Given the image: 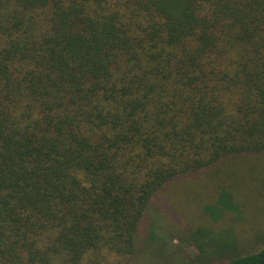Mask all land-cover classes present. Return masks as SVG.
Segmentation results:
<instances>
[{"label":"trees","instance_id":"trees-1","mask_svg":"<svg viewBox=\"0 0 264 264\" xmlns=\"http://www.w3.org/2000/svg\"><path fill=\"white\" fill-rule=\"evenodd\" d=\"M257 158L264 0H0V264L133 260L179 188L216 179L202 212L240 210L219 173Z\"/></svg>","mask_w":264,"mask_h":264},{"label":"rangeland","instance_id":"rangeland-1","mask_svg":"<svg viewBox=\"0 0 264 264\" xmlns=\"http://www.w3.org/2000/svg\"><path fill=\"white\" fill-rule=\"evenodd\" d=\"M257 158L240 167L239 162H229L219 173L221 183L233 191L239 205L238 211H225L217 220H211L202 212V204L217 193L214 179H202L199 183L177 189L173 198L178 204V214L162 210L165 222L155 234L154 244L146 246L131 260L123 264H214L235 254H247L264 246V168ZM240 167V168H239ZM239 172V173H238ZM242 180V181H241ZM245 199L246 205L242 204ZM214 201V200H213ZM239 203V204H238ZM203 225L216 233L214 241L225 247L224 253L204 260V252L188 241L187 232ZM213 241V242H214Z\"/></svg>","mask_w":264,"mask_h":264}]
</instances>
